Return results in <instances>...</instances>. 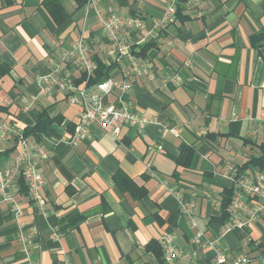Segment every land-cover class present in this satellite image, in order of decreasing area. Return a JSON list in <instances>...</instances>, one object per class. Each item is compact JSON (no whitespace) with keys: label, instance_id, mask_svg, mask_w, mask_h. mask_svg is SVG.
<instances>
[{"label":"crops","instance_id":"crops-1","mask_svg":"<svg viewBox=\"0 0 264 264\" xmlns=\"http://www.w3.org/2000/svg\"><path fill=\"white\" fill-rule=\"evenodd\" d=\"M43 1L0 0V122L21 130L40 112L52 120L50 137L41 140L50 155L39 162L45 212L19 192L22 231L32 233L25 253L9 206L0 202V264H166L146 249L150 240L163 246L166 235L182 253L175 264L208 260L206 241L215 237L229 259L244 253L246 264H264V213L256 221L241 215L245 223L231 229L229 215H221L223 190L233 185L225 165L239 166L255 152L245 139L264 110V0H198L195 7L186 0L174 23L160 28L148 22L135 31L132 53L153 77L140 71L127 90L116 89L105 101L125 102L153 121L141 131L124 127L117 140L91 122L89 137L76 144L68 140L81 105L56 89L42 93L35 77L78 36L96 42L97 13L86 0L78 8L63 0L69 16L56 24ZM99 1L103 10L147 21L178 4ZM144 44L149 47L142 51ZM95 56L105 59L98 50ZM127 61L115 62L109 77L120 79ZM72 76L82 84L81 72ZM165 125H177L178 133L164 132ZM13 146L12 140L0 142V169L16 152ZM182 146L192 151L188 159ZM118 171L145 193L120 190ZM182 202L192 203L191 217L181 211Z\"/></svg>","mask_w":264,"mask_h":264},{"label":"built area","instance_id":"built-area-1","mask_svg":"<svg viewBox=\"0 0 264 264\" xmlns=\"http://www.w3.org/2000/svg\"><path fill=\"white\" fill-rule=\"evenodd\" d=\"M85 4L93 7L97 13L99 34L96 42L86 39L83 35L78 36L68 48L61 52L59 60L53 61L47 73L35 77L37 82L43 83L42 93H49L56 89L68 93V100L71 103L81 105L82 109L76 126L68 140L71 144H76L89 137L91 122H96L102 130L117 140L124 127H133L141 131L153 121L152 117L134 111L127 103L109 104L105 101V97L116 89L127 90L130 86V78L140 71L153 77L147 63L138 62L132 53L134 32L145 30L148 22L153 27L164 28L176 20L175 2L167 5L160 17H152L149 21L138 15L117 14L112 9L103 10L99 0H86ZM186 4L188 7H195L199 6V1L189 0ZM199 14L200 12L197 11L194 15ZM139 39L142 40V38ZM94 50L100 51L105 59L114 62H119L124 57L127 58V65L120 79L108 77L94 85L87 84V77L96 67L92 58ZM74 70L85 74V79L79 86L73 83L72 71ZM32 100L33 96H30L29 102ZM254 121L257 126L247 131V138L257 140L260 137L264 144V110L257 113ZM163 131L177 134L178 126L165 125ZM17 134L18 130L9 122H0V142L12 140ZM17 145L18 148L14 155L0 169V202L9 206V211L18 227L16 240L22 251L27 253L32 244V233L22 231L20 218L23 211L17 200L21 188L20 180L25 185L27 197L41 212H45V200L41 191L44 178L39 162L49 157L50 149L30 136L19 137ZM158 148L161 147L158 146ZM225 172L233 184V194L227 207L229 214L227 228L242 226L245 222L240 220L241 215L246 216V221H256L264 213V168H249L243 173H238L236 165L227 163ZM180 205L181 211L191 217L192 203L182 202ZM192 226H196L194 220H192ZM199 234L198 232L197 235ZM163 238V259L166 264H175V259L182 253L172 244L170 235ZM205 246L212 251V256L201 264H246L249 261L244 253L229 259L219 246L217 237L207 240ZM190 264L198 263L192 261Z\"/></svg>","mask_w":264,"mask_h":264},{"label":"trees","instance_id":"trees-1","mask_svg":"<svg viewBox=\"0 0 264 264\" xmlns=\"http://www.w3.org/2000/svg\"><path fill=\"white\" fill-rule=\"evenodd\" d=\"M74 1L76 3L75 8L81 7L85 3V0H74ZM185 1L186 0H178V4L176 5V18L180 15L182 10V5L184 4ZM43 6L56 24L62 23L69 16L64 9L63 0H44ZM147 47H149V44L148 45L144 44L143 46H141V50L143 51ZM94 61L96 63V67L89 75V77H87L86 79L88 85H94L108 78L110 76L111 68L115 63L114 61L101 59L97 56L94 57ZM81 79L82 80L85 79L84 73H81ZM51 122L52 120L49 119L44 112L38 113L34 118L33 124L27 125L21 130H18V134L15 135L12 139L14 146L17 144L19 137L30 136L33 137L36 141H41L44 138L50 137L49 132L47 130ZM245 142L252 144L253 146H250V149L255 150V152L251 153L249 158L244 163H242L239 166H236L238 173H243L249 168L263 169L264 144L263 143L256 144L255 140H251L249 138H246ZM185 150L189 151L186 155V158L188 159L189 156L192 154V151L186 146H182L181 148L182 154ZM176 161H178V163H183L185 165L188 164L186 161L184 162L180 161V159H176ZM114 181L116 185L120 188V190L122 191L128 190L133 197H140L145 193L143 188L137 187L132 181V179H130L122 172L118 171L115 173ZM20 186H21L20 192L26 193L25 185L21 180H20ZM232 194H233V185L223 190V198L221 201V213H222L221 215L224 218L229 215L227 212V207L230 203ZM146 249L152 251L158 258L161 259L162 262H164L162 244L158 243L156 240H150L146 245Z\"/></svg>","mask_w":264,"mask_h":264},{"label":"rangeland","instance_id":"rangeland-1","mask_svg":"<svg viewBox=\"0 0 264 264\" xmlns=\"http://www.w3.org/2000/svg\"><path fill=\"white\" fill-rule=\"evenodd\" d=\"M8 122V121H7ZM10 125H12L10 122H9ZM13 126V125H12ZM14 127V126H13Z\"/></svg>","mask_w":264,"mask_h":264}]
</instances>
